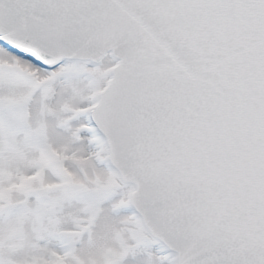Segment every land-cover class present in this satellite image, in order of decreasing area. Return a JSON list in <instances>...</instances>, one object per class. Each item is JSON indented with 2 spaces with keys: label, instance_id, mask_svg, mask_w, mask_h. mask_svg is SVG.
<instances>
[{
  "label": "snow or ice",
  "instance_id": "obj_1",
  "mask_svg": "<svg viewBox=\"0 0 264 264\" xmlns=\"http://www.w3.org/2000/svg\"><path fill=\"white\" fill-rule=\"evenodd\" d=\"M0 264H264V0H0Z\"/></svg>",
  "mask_w": 264,
  "mask_h": 264
}]
</instances>
